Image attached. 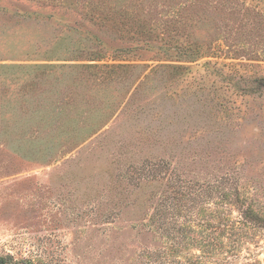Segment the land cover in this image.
I'll list each match as a JSON object with an SVG mask.
<instances>
[{
  "label": "rangeland",
  "instance_id": "obj_1",
  "mask_svg": "<svg viewBox=\"0 0 264 264\" xmlns=\"http://www.w3.org/2000/svg\"><path fill=\"white\" fill-rule=\"evenodd\" d=\"M162 173L264 217V0H0V256L151 264Z\"/></svg>",
  "mask_w": 264,
  "mask_h": 264
},
{
  "label": "trees",
  "instance_id": "obj_2",
  "mask_svg": "<svg viewBox=\"0 0 264 264\" xmlns=\"http://www.w3.org/2000/svg\"><path fill=\"white\" fill-rule=\"evenodd\" d=\"M166 173L156 174L150 179H166L167 192L164 191L159 197L154 208L155 225L163 246L155 252L147 251V258L151 257V264H261L262 260L251 253L249 247L250 237L254 239L258 235H264V217L250 204L241 206L233 199V194L226 192L223 185H215L211 189L198 187L195 193H203L206 199L198 201L188 196L189 190H184L176 180L165 177ZM203 191V192H202ZM193 192V193H194ZM238 193V192H237ZM240 193V192H239ZM237 195V201L239 194ZM191 194V193H190ZM202 195V194H200ZM216 197L220 201L222 212L214 222H196L192 219V210L198 214L205 213L212 203L210 200ZM195 204L193 205V200ZM235 200V202H233ZM189 202H191L189 204ZM204 203V205H203ZM237 211L239 215L234 216ZM185 212V213H184ZM196 212V213H197ZM190 216V217H189ZM259 219V220H258ZM200 228L201 233L197 230ZM194 229V231H193ZM217 230L214 236L206 230ZM197 230V231H196ZM259 232V233H258ZM194 233V234H191ZM247 244V245H246ZM152 254V255H151ZM0 264H16L6 261L0 256ZM145 264H149L148 262Z\"/></svg>",
  "mask_w": 264,
  "mask_h": 264
}]
</instances>
